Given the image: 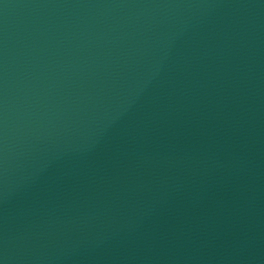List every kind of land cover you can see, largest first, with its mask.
Returning <instances> with one entry per match:
<instances>
[{
  "label": "water",
  "instance_id": "1",
  "mask_svg": "<svg viewBox=\"0 0 264 264\" xmlns=\"http://www.w3.org/2000/svg\"><path fill=\"white\" fill-rule=\"evenodd\" d=\"M0 264H264V0H0Z\"/></svg>",
  "mask_w": 264,
  "mask_h": 264
}]
</instances>
